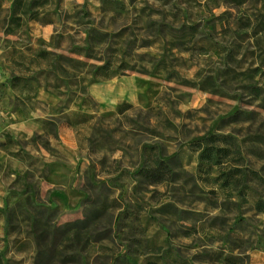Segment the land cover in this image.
<instances>
[{
    "label": "rangeland",
    "instance_id": "obj_1",
    "mask_svg": "<svg viewBox=\"0 0 264 264\" xmlns=\"http://www.w3.org/2000/svg\"><path fill=\"white\" fill-rule=\"evenodd\" d=\"M259 201L264 0H0L2 264H264Z\"/></svg>",
    "mask_w": 264,
    "mask_h": 264
},
{
    "label": "trees",
    "instance_id": "obj_2",
    "mask_svg": "<svg viewBox=\"0 0 264 264\" xmlns=\"http://www.w3.org/2000/svg\"><path fill=\"white\" fill-rule=\"evenodd\" d=\"M218 140H221V146L217 144L215 145ZM196 146V150L200 151V160L217 167L223 166L224 164H230L233 161L231 156L239 153L238 147L231 137L218 138L206 135L197 141ZM238 171L239 170L236 169L229 174H223L221 176V180H224L222 185L224 188L230 186L234 172ZM141 172H143L146 179L153 183L163 182L171 173L169 167L162 160L156 161L154 168H144ZM218 180L219 179H217V181ZM256 209L259 212H264V202L259 201L256 205ZM0 264H2L1 258Z\"/></svg>",
    "mask_w": 264,
    "mask_h": 264
}]
</instances>
